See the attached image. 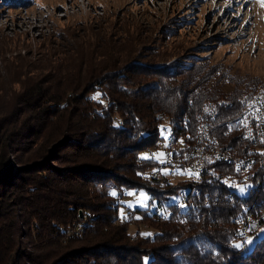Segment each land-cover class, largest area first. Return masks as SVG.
I'll list each match as a JSON object with an SVG mask.
<instances>
[{"label": "trees", "instance_id": "16d2710c", "mask_svg": "<svg viewBox=\"0 0 264 264\" xmlns=\"http://www.w3.org/2000/svg\"><path fill=\"white\" fill-rule=\"evenodd\" d=\"M61 37L47 50L45 72H22L23 96L0 109V264H263L264 236L248 246L234 220L263 205V192L228 196L231 166L223 162L210 163L203 181L155 178L147 170L161 161L143 152L165 142L164 118L176 141L194 134L208 100L219 102L212 131L234 142L236 119L264 80L132 61L137 50L127 39L96 29ZM131 188L157 199L154 209L126 205L154 231L133 232L120 214L118 196ZM182 188L196 205L179 206ZM75 224L82 228L69 234Z\"/></svg>", "mask_w": 264, "mask_h": 264}, {"label": "rangeland", "instance_id": "374dc122", "mask_svg": "<svg viewBox=\"0 0 264 264\" xmlns=\"http://www.w3.org/2000/svg\"><path fill=\"white\" fill-rule=\"evenodd\" d=\"M91 29L118 36L121 42L127 39L137 50L132 61L178 68L193 64L217 66L264 80L261 0H0V109H10L23 96L22 72H45L41 68L45 56L53 52L47 50L59 46L63 33L83 34ZM162 123V135L169 138L165 130L169 117ZM167 149L165 141L143 155L166 163ZM163 171L168 173L171 168L165 165ZM169 174L174 181L182 178L174 171ZM241 188H237L239 193L246 195L248 191ZM118 197L122 202L120 214L132 221L133 232L155 230L149 227V221L138 220L128 210L154 209L157 199L152 202L149 191L131 188L124 197ZM81 213L84 215L83 210ZM80 227L71 226L69 234ZM262 236L264 228L252 233L246 239L252 241L248 246ZM24 240L30 244L29 237ZM21 264L27 263L22 260Z\"/></svg>", "mask_w": 264, "mask_h": 264}, {"label": "built area", "instance_id": "2783aa9c", "mask_svg": "<svg viewBox=\"0 0 264 264\" xmlns=\"http://www.w3.org/2000/svg\"><path fill=\"white\" fill-rule=\"evenodd\" d=\"M245 106V112L236 119L238 133L234 142L223 143L211 129L219 114V102L214 100L204 103L194 134L189 131L176 141V132L169 122V126H165L169 133V138H165L168 143L167 162H161L160 168L153 169V177L161 178L165 173L164 166L169 165L170 172L181 171V179L203 181L210 163L223 162L231 166L224 176L228 196L264 193V88L248 97ZM184 123L188 127L190 119L186 117ZM170 172L166 174L170 176ZM240 187L248 191L246 195L239 193L237 188ZM176 199L182 209L196 205L187 188H182ZM248 208L234 219L236 235L243 240L264 228V204L258 205L254 213Z\"/></svg>", "mask_w": 264, "mask_h": 264}, {"label": "snow or ice", "instance_id": "6c2138e0", "mask_svg": "<svg viewBox=\"0 0 264 264\" xmlns=\"http://www.w3.org/2000/svg\"><path fill=\"white\" fill-rule=\"evenodd\" d=\"M261 6L264 7V0H261ZM240 191H244V189L241 188ZM113 194H115V193H113ZM251 242H252L251 240L247 241V243H251ZM234 246L237 247V248L242 247L241 244H236V245H234Z\"/></svg>", "mask_w": 264, "mask_h": 264}]
</instances>
